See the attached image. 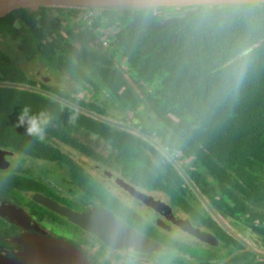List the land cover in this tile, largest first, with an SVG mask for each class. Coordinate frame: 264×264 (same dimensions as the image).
<instances>
[{
  "label": "trees",
  "instance_id": "16d2710c",
  "mask_svg": "<svg viewBox=\"0 0 264 264\" xmlns=\"http://www.w3.org/2000/svg\"><path fill=\"white\" fill-rule=\"evenodd\" d=\"M243 4L253 8L250 15L211 24L196 22L193 5L100 9L91 26L76 16L78 8L1 11L0 39L15 42L18 55L65 73L76 91H98L100 84L122 112H132L140 132L108 123L103 99L85 100L36 79L0 48V147L62 162L56 140L92 152L79 135L97 136L117 166L138 170L142 179L148 168L166 169L167 179L156 184H170L174 202L226 243L193 253L197 263L264 264L210 212L256 233L264 246V2ZM24 106L49 115L43 140L16 126ZM151 134L158 146L144 138ZM178 168L205 197L204 216L186 202L187 193L201 203ZM22 179L0 171V195Z\"/></svg>",
  "mask_w": 264,
  "mask_h": 264
},
{
  "label": "flooded vegetation",
  "instance_id": "af4514ba",
  "mask_svg": "<svg viewBox=\"0 0 264 264\" xmlns=\"http://www.w3.org/2000/svg\"><path fill=\"white\" fill-rule=\"evenodd\" d=\"M9 42L0 39V48L14 58L19 51L17 47L13 49ZM21 57L26 62L34 60ZM25 72L32 75L26 70ZM116 126L128 128L134 133L140 132L134 122ZM144 138L158 146L155 136L145 135ZM82 139L80 140L94 152L78 151L56 140L71 151L62 150L67 158L62 162L32 158L11 150V153L16 154L15 157L7 150L0 155V171L23 178V185L12 186L6 195H0V205L4 203L10 206L11 211L10 216L0 213V255L6 256L21 250L23 246L17 239L33 233L76 246L93 264H158L161 257H167L171 252L174 258L171 255L163 264H199L195 261L194 254L184 250L183 246L200 245L209 250L213 247L219 250L227 247L214 234L210 224H205L183 205L174 202L170 184H156L157 180L163 182L167 179L166 169L148 168L145 170L148 177L142 179L138 170L117 166L111 157L109 146L101 138L91 135L84 137L85 141ZM94 140L100 142L102 147H97ZM178 172L188 180L182 168H178ZM188 186L191 187L190 184ZM35 195L48 198L73 212L85 213L96 207L108 210L127 227L158 243L160 247L149 252L135 250L131 246L113 248L66 215L37 201ZM183 196L187 203L204 216L202 208L206 205L189 197L187 193ZM175 217L187 219L193 227L213 234L217 243L209 244L183 230L174 222ZM228 233L240 240L230 231ZM187 239L193 243L188 245ZM245 249H248L246 245ZM188 253L189 260L185 258Z\"/></svg>",
  "mask_w": 264,
  "mask_h": 264
},
{
  "label": "water",
  "instance_id": "95a60500",
  "mask_svg": "<svg viewBox=\"0 0 264 264\" xmlns=\"http://www.w3.org/2000/svg\"><path fill=\"white\" fill-rule=\"evenodd\" d=\"M240 2L260 3L264 0H240ZM194 3L195 0H0V12L10 6L137 10L184 7L192 6ZM1 148L0 153L6 152ZM34 197L37 201L56 209L73 222L96 234L113 248L131 246L135 250L149 252L160 247L158 243L127 227L108 210L96 207L85 213L73 212L43 196L35 195ZM0 213L10 216V206L1 203ZM174 222L204 242L212 245L217 243L213 234L193 227L187 219L175 217ZM17 241L23 248L10 255H0V264H93L83 251L63 240L33 233L20 236Z\"/></svg>",
  "mask_w": 264,
  "mask_h": 264
},
{
  "label": "rangeland",
  "instance_id": "374dc122",
  "mask_svg": "<svg viewBox=\"0 0 264 264\" xmlns=\"http://www.w3.org/2000/svg\"><path fill=\"white\" fill-rule=\"evenodd\" d=\"M95 10H100V9H95ZM55 13H56V11H54V10L51 12L52 15H54ZM71 20H73V19H71ZM61 23H62V25H66V23H67L66 18H64L61 21ZM9 45L13 49H16L15 42L11 41V42H9ZM17 55H15V57ZM18 56H17L16 60L18 59L20 66H22L26 71H28L30 74H32L30 76H32L36 79H43L45 82L59 87V89H61L62 91H70L72 94L76 95L79 98H84L85 100H92V101L96 100L95 96H97L99 99H103L105 101L104 103H106V104L101 103V105L106 107V110H105L106 115L102 116V117L108 123L124 126V125L132 124V122H137V118H134L132 116L131 111L122 112L119 109L116 102L111 97L110 93L107 90H105L104 88H102L100 84H98L99 85L98 89H97L98 91H95L94 88L90 87V86H87L86 88H82L79 91H76L75 90L77 88L76 85L71 84L69 82V79L65 73H63L61 71L52 72L48 66L43 65L41 62H38L36 60L26 62L25 59H23V57L20 56V58H18ZM10 57H12V56L10 55ZM96 101H98V100H96ZM141 109L143 110V106L139 107L137 109V111H141ZM141 117L144 119H150V116H146L145 113H142ZM87 136H91V135L81 134V135H79V138L80 139L83 138L82 140L85 141L84 137H87ZM150 136H153V134H151ZM93 137H96V136H93ZM152 139L155 140V138H152ZM94 141L96 142L97 147H100V146L102 147V144L100 142H98L97 140H94ZM57 145L62 150L66 151V152H71L69 149L64 148L62 146V143L57 142ZM1 149H3V151L7 150L8 152H10L9 149H6V148H1ZM3 153L4 152L0 153V155ZM11 155L14 157L16 156V154L14 152H12ZM169 157L172 160H174L170 154H169ZM189 184L191 186L190 188L192 189V191L200 196V199H201L200 201L202 202V204L207 206V202H206L205 197H203L199 193L197 188L193 184L190 183V180H189ZM210 212L213 213L214 215H216L215 212L211 209H210ZM216 219L224 228H226L228 231H230L236 237H238L244 243V245H246V247L249 250L253 251L255 253L256 257H264V246L261 244V240L256 233H253L248 229H243L242 225L240 223L239 224H234L233 222L231 223L230 220L227 218L224 219V218L216 215ZM187 240H188V242H187L188 245L190 243H193L190 239H187ZM183 249L189 250V252H192L194 254H200V252L207 250V248L203 249L202 246H200V245L193 246V247L192 246H189V247L183 246ZM171 255L174 258V254L171 252L170 254L167 255V257L166 256L161 257L158 261V264L165 263V261H167V258L169 259L170 257H172ZM185 258L187 260H189L190 254L189 253H188V255L185 254Z\"/></svg>",
  "mask_w": 264,
  "mask_h": 264
},
{
  "label": "clouds",
  "instance_id": "9594fccd",
  "mask_svg": "<svg viewBox=\"0 0 264 264\" xmlns=\"http://www.w3.org/2000/svg\"><path fill=\"white\" fill-rule=\"evenodd\" d=\"M189 11L197 23L211 24L250 15L253 8L240 0H195ZM49 120L47 113H33L28 106H24L17 114L16 126L24 127L27 135L43 140Z\"/></svg>",
  "mask_w": 264,
  "mask_h": 264
},
{
  "label": "built area",
  "instance_id": "2783aa9c",
  "mask_svg": "<svg viewBox=\"0 0 264 264\" xmlns=\"http://www.w3.org/2000/svg\"><path fill=\"white\" fill-rule=\"evenodd\" d=\"M76 16L83 21H85L89 26H91L93 20L100 16V10H95L92 8H79ZM104 19V16L102 17ZM108 28H103L102 31H107ZM109 32V31H108ZM100 39L102 40V43L105 44L108 40V38L105 35H101Z\"/></svg>",
  "mask_w": 264,
  "mask_h": 264
}]
</instances>
